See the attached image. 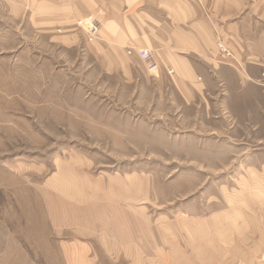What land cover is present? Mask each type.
I'll list each match as a JSON object with an SVG mask.
<instances>
[{
	"label": "rangeland",
	"instance_id": "374dc122",
	"mask_svg": "<svg viewBox=\"0 0 264 264\" xmlns=\"http://www.w3.org/2000/svg\"><path fill=\"white\" fill-rule=\"evenodd\" d=\"M75 26L65 45L0 5V264H168L169 227L264 192V85L238 93L203 66L207 87L185 99L158 71L106 70ZM116 213L128 248L112 244Z\"/></svg>",
	"mask_w": 264,
	"mask_h": 264
},
{
	"label": "crops",
	"instance_id": "0c3cea01",
	"mask_svg": "<svg viewBox=\"0 0 264 264\" xmlns=\"http://www.w3.org/2000/svg\"><path fill=\"white\" fill-rule=\"evenodd\" d=\"M0 5L15 16L28 15L40 27H60V42L69 46L82 38L76 20L96 18L99 37L88 45L106 70L126 75H133L135 68L144 71L138 50L148 48L157 71L170 76L185 99H194L207 87L205 67L228 70L230 87L238 93L264 85V0H0ZM217 38L227 44L243 73L217 62ZM247 197L239 209L182 219V229L174 235L169 227L168 264H261L264 192ZM114 217L112 244L128 248V216ZM159 229L153 244L161 240ZM131 244L142 243L137 239ZM77 259V264H98L96 257ZM140 259L136 263L145 264Z\"/></svg>",
	"mask_w": 264,
	"mask_h": 264
},
{
	"label": "built area",
	"instance_id": "2783aa9c",
	"mask_svg": "<svg viewBox=\"0 0 264 264\" xmlns=\"http://www.w3.org/2000/svg\"><path fill=\"white\" fill-rule=\"evenodd\" d=\"M75 24L78 27L84 29L91 40H95L99 37V31L101 25L96 18L94 17L80 18L76 20ZM216 47L217 50L222 52L224 55L229 54L223 41L217 40ZM138 55L143 60L144 64L146 65L149 71H157L158 64L151 50H149L148 48H140L138 50ZM261 259H262L261 264H264V252L261 256Z\"/></svg>",
	"mask_w": 264,
	"mask_h": 264
}]
</instances>
